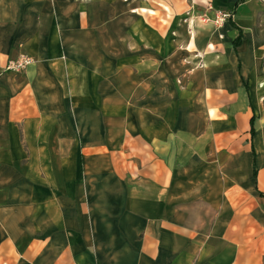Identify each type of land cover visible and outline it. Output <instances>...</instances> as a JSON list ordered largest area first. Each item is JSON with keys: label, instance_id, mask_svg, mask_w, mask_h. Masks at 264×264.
Here are the masks:
<instances>
[{"label": "crops", "instance_id": "obj_1", "mask_svg": "<svg viewBox=\"0 0 264 264\" xmlns=\"http://www.w3.org/2000/svg\"><path fill=\"white\" fill-rule=\"evenodd\" d=\"M0 264H264V0H0Z\"/></svg>", "mask_w": 264, "mask_h": 264}, {"label": "built area", "instance_id": "obj_2", "mask_svg": "<svg viewBox=\"0 0 264 264\" xmlns=\"http://www.w3.org/2000/svg\"><path fill=\"white\" fill-rule=\"evenodd\" d=\"M210 11H214L211 7L208 8ZM215 16L213 23L216 28L222 29L228 20L231 18V15L225 11H214ZM205 20L207 17L204 18ZM35 63V60L28 55H21L16 60L10 61L6 66V71L14 74H22L28 68H30Z\"/></svg>", "mask_w": 264, "mask_h": 264}]
</instances>
